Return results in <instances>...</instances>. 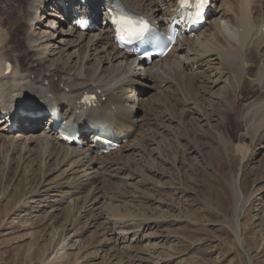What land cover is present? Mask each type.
<instances>
[{
	"label": "rangeland",
	"instance_id": "1",
	"mask_svg": "<svg viewBox=\"0 0 264 264\" xmlns=\"http://www.w3.org/2000/svg\"><path fill=\"white\" fill-rule=\"evenodd\" d=\"M2 3L0 21L6 24L10 15L1 9ZM251 3L252 14L260 16L259 0ZM215 18L211 15L201 30L213 32ZM66 28L57 26L53 33ZM13 33L11 44L22 55L26 52L22 32L17 28ZM70 49L71 64L85 59L88 67L107 66L102 54L90 57L88 52L86 57L84 49ZM199 71L205 79L218 74L215 87L208 84L202 92L204 80L188 92L174 81L159 85L161 76L149 84L152 90L135 86L129 101L135 100L140 108L135 111L139 122L117 149L120 156L117 151L112 155L121 162L114 179L105 175L113 174L105 169L97 185L90 180L68 185L75 179L63 176L66 167H61V159L44 160L35 143L11 149L1 142L0 264H264V127L257 135L245 134L246 117L240 120L244 107L258 97L257 86L244 80L240 88L234 83L231 91L232 86L223 83L227 69L218 61H205ZM253 71L254 67L250 75ZM168 72L174 75L173 70ZM52 81L57 84L58 78ZM169 88L178 93V102L168 98ZM180 106L194 107L200 121L190 122L189 117L198 115L187 112L188 117L181 119ZM44 125L25 124V137ZM134 145L138 149L131 151ZM123 167L128 169L123 172ZM236 179L242 200L237 234L232 189ZM96 186L102 187L97 214L91 209ZM65 196L71 202L61 204ZM114 224L127 239L103 246L104 234ZM70 240L77 241L65 247Z\"/></svg>",
	"mask_w": 264,
	"mask_h": 264
},
{
	"label": "bare ground",
	"instance_id": "2",
	"mask_svg": "<svg viewBox=\"0 0 264 264\" xmlns=\"http://www.w3.org/2000/svg\"><path fill=\"white\" fill-rule=\"evenodd\" d=\"M101 1L105 2V0H87L88 8L86 10L79 6L76 0H24L23 3H20V0L13 2L11 0H2L3 5L1 4V6L3 7L1 9L9 13L10 16L6 24L0 21V99L3 100L5 106L13 108H17L18 104L22 102L27 110L15 109L16 116L12 120L17 125L16 131L14 129L10 131L8 129L9 124H6L0 118V143H7L11 149H14L20 143H23L26 147L35 143L44 160L61 159V167H66L63 171V176L75 179L74 182H71L72 184L69 183L68 185L73 186L76 182L83 183L89 180L97 185L95 181L105 169V172H113L114 176L112 173L110 176L107 175L108 173L105 175L114 179L117 177L115 173L121 168L118 169L121 162L119 163L118 159L112 156L114 152L98 155L101 150L99 143H93V136L89 137V141H87L88 139L81 135V140L83 141L82 149L62 143L59 140V135L54 133L55 129L46 124L37 133L25 137V124L39 121L29 117V113L36 116L37 113L41 112V109L37 106L38 101L44 98V94L53 96V100L60 110L62 109V119L66 124H69L77 117V102L81 95L84 92L95 94L99 105L94 113L98 116L86 122L79 118L77 127L80 130L93 129L95 126H105L103 124L105 120L113 127L115 137L122 141L129 136V131L132 132L131 130H133L135 132L134 126L138 124V120L135 119V111L140 108L136 107L137 103L135 100L129 101L135 86H139V89L144 88V91L146 89V91L152 90L154 87H149V84L153 86L155 79L161 76L162 80L159 85H173L174 81L176 87L183 85L181 87L188 92L194 91L196 84L205 80V84L200 87L203 92L207 89L208 84H213L215 87L216 78L218 77L217 74V77L213 79L209 76L205 79L206 76L199 71L205 61H218L220 67L227 69V76L222 81L225 84L227 83L228 88L232 86L231 91L236 89L233 87L234 83H237L240 88L244 80L248 81L250 87L257 86L255 90L258 92V97H254L255 100H252L244 107V113H241L240 120L242 121L246 117L244 120L245 134L257 135L258 133L256 132L264 127V0H259V4L256 6L258 7V12L262 9L260 16H256L257 14H254L255 11L252 14L250 6L253 2L251 3V0H211L213 7L218 4L217 13L213 14L216 18L212 21L210 20L214 31L203 30L195 36L189 35L179 39L178 44L171 49L168 56L161 60H155L149 65H146L144 61L136 62L130 55L122 54L116 50L111 42V30L109 31L107 24L108 15L103 9L98 13L97 3ZM120 1L129 10L149 18L151 22L153 21L160 26H164L167 19L172 16L176 9L175 0ZM61 4L72 10H63ZM13 13H17L16 17H14L15 19L11 17ZM72 14H90L95 19V23L93 21L89 31L85 33L79 32L70 26V22L73 20L69 16H72ZM209 15L210 13L207 17ZM40 16H42V19H40ZM99 17L101 22H99ZM65 24L68 28L59 29L53 33L57 26L66 27ZM17 28L22 32L23 43L26 47V52L22 55H19V47L11 44L13 41L12 33L14 31L13 35H15ZM213 46L220 49L218 50L217 48L215 50L216 48L214 47V49ZM70 47L73 52L84 49L86 57L88 52L91 55L90 57L94 54H102L106 59L107 66L104 68L98 63L95 68L88 67L85 59L78 61L76 64H71L68 61L73 55L72 52H69L71 50ZM6 64H11L12 66V72L8 75H4ZM252 67L255 68V71H253V75H250ZM196 69L198 70L194 72ZM169 70H173L174 75L167 73ZM188 71H190V74L186 73ZM55 77L58 78L57 84L52 81ZM187 83L189 88L186 86ZM175 86H173L174 89ZM174 89H168V98L178 102L177 96L179 95ZM200 96L201 93L197 95L198 100L202 98ZM131 103L134 104L131 105ZM2 109L3 107L1 106L0 110ZM179 111L182 113L181 119L184 118V120L188 117L185 116V112L193 113L195 116L198 115V119L192 118L193 116L189 117L190 122L191 120L192 122L200 121L199 118L202 117L199 115L200 113L198 114L199 111L195 112L194 107H190V110L189 108L181 107ZM168 121L170 120L167 119ZM158 129L159 131L163 130L162 125H159ZM160 133L162 134V131ZM262 134L260 133L257 137H261ZM156 136L159 137L160 135ZM129 148H132L131 151H136L138 146L134 145ZM35 152L37 153L38 151ZM120 152L122 151L117 150L115 154L120 156ZM155 153L158 154L157 152ZM137 155L141 154L138 153ZM127 169L128 167L122 168L123 172ZM79 174L80 176H78ZM100 188L102 187L96 186L94 188L97 189L95 190L96 193L94 192L96 197L92 200L91 209L96 214L99 213L100 209L98 201L102 198ZM232 189L234 197V229L235 234H237L236 215L242 209L241 192L237 179L233 182ZM65 200H62L61 204L71 202V199L67 200V197ZM115 224L113 227L108 228L106 234H104L103 246L118 245L122 239H127L121 233V230L116 228ZM108 236L109 238H107ZM76 241L70 240L69 244L64 246L73 247Z\"/></svg>",
	"mask_w": 264,
	"mask_h": 264
},
{
	"label": "snow or ice",
	"instance_id": "3",
	"mask_svg": "<svg viewBox=\"0 0 264 264\" xmlns=\"http://www.w3.org/2000/svg\"><path fill=\"white\" fill-rule=\"evenodd\" d=\"M205 2H206V0H199L197 7L198 8L203 7ZM121 23L131 25L132 22L130 20H122ZM86 102H87V98H86Z\"/></svg>",
	"mask_w": 264,
	"mask_h": 264
}]
</instances>
